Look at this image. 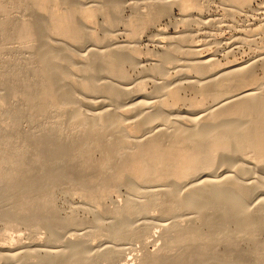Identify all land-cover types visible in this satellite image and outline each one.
Segmentation results:
<instances>
[{
    "label": "bare ground",
    "instance_id": "bare-ground-1",
    "mask_svg": "<svg viewBox=\"0 0 264 264\" xmlns=\"http://www.w3.org/2000/svg\"><path fill=\"white\" fill-rule=\"evenodd\" d=\"M32 1L34 7L41 5L39 0ZM55 6L56 11L59 6ZM58 13L47 15L53 32L60 27L62 17ZM85 24L87 29H80L72 38L74 44L89 34L91 37V24ZM140 32H132L133 40ZM61 35L65 33H57ZM33 43L24 51L25 57L34 59L40 54V37ZM118 46L101 54L98 51V55L94 50L84 52L78 56L84 68H70L64 76V63L52 59V78L33 95L41 103L37 115H54L56 119L57 127L54 125L53 133L47 134L53 144L44 141L46 147L53 146L51 151L65 154L64 159L47 153L41 156L39 149L44 146L32 145L23 113H33V109L0 110V117L5 119L0 124V219L27 226L42 221L38 228L53 229L58 216L50 214L57 219L51 220L40 210L56 209L54 192L43 191L50 181L57 187L60 181L74 185L85 206L109 203L106 212L97 210L89 231L109 240L95 245L90 237L55 239L47 252L35 244L5 248L0 250V264H49L62 259L65 264H244L249 253L257 254L255 263L264 264V79L258 81L254 75L257 62L216 72L219 66L212 58H198L195 48L185 47L181 54L185 59L192 57L186 61L191 65L188 76L191 72L199 76L193 81L188 77V85L179 82L172 86L168 81L157 84L158 100L149 104L144 100L143 84L116 88L126 76L130 57L135 56L129 52V44ZM73 55L68 51L63 59ZM171 55L170 49L158 55L159 68L143 69L148 72L143 73L160 74L170 64ZM94 64L97 68L92 72ZM89 70L94 76L83 85L58 87ZM188 89L195 100L207 103L192 116L174 112ZM80 92L106 95L102 96L107 100L106 111L97 103L77 98ZM125 100L133 103L126 111L121 110ZM33 151L41 154L33 157ZM80 161L83 167L76 168L73 162ZM122 193L123 200H114V195ZM69 224L79 226L76 220ZM248 240L260 247L253 252L248 248L247 255L241 257L244 254H239L237 244ZM157 241L161 244L156 245ZM135 244H141L143 255L129 260L127 251ZM231 245L236 252L226 249ZM152 246L155 249L151 250ZM239 256L244 259L240 261Z\"/></svg>",
    "mask_w": 264,
    "mask_h": 264
},
{
    "label": "rangeland",
    "instance_id": "rangeland-1",
    "mask_svg": "<svg viewBox=\"0 0 264 264\" xmlns=\"http://www.w3.org/2000/svg\"><path fill=\"white\" fill-rule=\"evenodd\" d=\"M32 2V0H0V110L33 109V113L31 111H28L29 114L23 113L27 119L25 130L32 136L33 146L39 144L44 146L39 149L43 153L33 151V157L35 154H37L36 157L40 154L41 156L48 154V156L65 158V154L55 153L50 149L53 147L50 146L53 143H51V139H49L50 142L48 141L47 134L51 135L55 129L54 115L39 117L37 111L41 103L38 102L36 96H33L39 92L47 79L52 78L54 71L52 59L54 58H58L64 63L61 70V74L64 76V74H68L70 68L75 71L84 68L78 56L88 50H94L96 54L99 51L101 54L109 49L112 50L116 45L129 44L128 48L132 46V51L129 52L135 56L130 57L131 61L125 69L126 76L120 83H117L116 88L124 90L143 84L146 88L143 94L144 100L149 104L158 100V98L156 99V95L158 96L157 84L168 81L172 83H170L172 86L179 82H187L188 85L190 82L187 81L188 77L193 81L199 76L197 72H191L188 76L191 65L186 61L192 60V57L185 59L181 54L182 50L184 51L188 46L195 48L198 58H212L219 66L216 72L257 62L259 68L257 67L258 70H255L254 75L258 81L264 79V65H262L264 63V0H39V5L41 4L40 6L44 8L34 7ZM55 5L59 6L56 11L62 18H60V24L57 23L60 25L59 29L56 25L57 28H54L56 32H53L48 25L47 15L56 12ZM150 5L156 6L157 9H147ZM83 6L87 9H79ZM53 8L54 10H52ZM47 11L49 14H46ZM84 12L85 14H82ZM88 12L91 17H82V15L86 16V13L89 15ZM81 17L84 20L88 19L89 22L85 20L88 26L91 24L92 27L88 28L91 29L88 32L91 33V37L89 34V37L74 44L72 38H75L80 29H87ZM120 19L124 21V24L119 23ZM81 23L84 25L82 26ZM68 24H72L73 28H69ZM139 30H141L140 37L134 41L132 32ZM57 33H65V35L57 36ZM38 37H40V43L37 44V48L40 54L38 53L34 59L31 56L25 57L24 51L30 49L29 47L34 44L33 40ZM93 39L98 42H94ZM55 40L59 41L58 45L55 44ZM133 49L135 50L133 51ZM169 49L173 55L169 56L170 64L164 67V71H162L164 73L160 72V74L154 75L149 72L152 75L144 74L148 72H144L143 69L155 70L153 68H159L158 66L161 64L157 56L164 55ZM68 51L74 55L65 60L63 55ZM156 61H159V64ZM91 68L93 71L79 73L72 78V83L60 84L58 87L83 85L94 76L92 72L96 70L97 65L94 64ZM190 91L188 89L183 92L184 98L174 109V112L192 116L200 110L199 108L207 106V103L202 104L201 100H195ZM29 94L32 95L31 98L26 97ZM102 96L106 95L99 92H80L77 98L89 103H97L104 112L107 100H104ZM29 103H33V105L26 106ZM124 103L121 110L125 111L133 104L132 102L126 103V100ZM3 119L0 117V124ZM66 132L65 136L67 137L71 131ZM42 141H46L50 147L47 148L48 144ZM45 153L47 154L45 155ZM63 164L68 166V162L63 161ZM73 164L76 168L83 167L81 161L73 162ZM59 168L64 169L61 165ZM50 182L51 184L47 185L43 193L54 192L57 207L51 210L41 209L40 212L50 218V214L56 218L58 216V220L52 217L57 220L53 229L46 231L41 227L38 228L39 223L44 224L42 221H34L32 226H27L16 222L6 224L0 219V250L35 244L42 246L43 252H47L50 251L51 246L55 245L53 243L56 241L55 239L69 238L78 241L79 238L88 239L90 237L95 245L109 240L107 236H94L89 232L90 225L94 223L98 211L106 212L109 203L102 202L97 205L91 204L90 207L85 206V202L74 185H64L59 181L57 187L52 181ZM124 196L125 193L114 195V200H123ZM153 214H158V211H153ZM52 218L51 220H53ZM74 220L79 223V226L69 224ZM160 230L161 228L155 229V231ZM261 239L264 240V235ZM252 241L248 240L242 245L240 244L241 246L237 244L236 248L238 252L240 251L239 254L241 252L242 255L244 254L241 257L247 255L248 248L251 247L250 252H253L254 248L260 247ZM261 242L263 241L257 243ZM155 244L158 245L161 242L157 241ZM234 246L231 245L226 249H232L231 247ZM129 248L127 251L129 260L143 255L141 244H135ZM153 249L155 246L151 247V250ZM221 249L223 252L227 251L225 248ZM256 255L249 253L245 259L240 256L238 258L240 261L244 259V262H249V264H257L255 263L257 262ZM250 256H254L256 260ZM134 262L137 263V261ZM49 264H65V262L62 259ZM98 264L111 263L99 262Z\"/></svg>",
    "mask_w": 264,
    "mask_h": 264
}]
</instances>
